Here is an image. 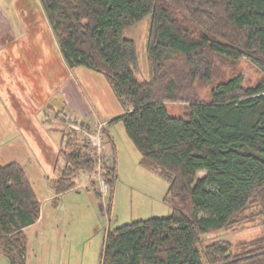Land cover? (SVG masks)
<instances>
[{
	"label": "trees",
	"instance_id": "16d2710c",
	"mask_svg": "<svg viewBox=\"0 0 264 264\" xmlns=\"http://www.w3.org/2000/svg\"><path fill=\"white\" fill-rule=\"evenodd\" d=\"M39 1L68 65L104 74L123 107L103 131L122 122L141 165L169 183L171 214L109 229L101 264H264V234L242 251L223 240L202 245L206 234L264 219V0ZM146 16L148 77L125 35ZM97 152L63 128L53 204L80 171L97 168ZM100 159L110 214L116 159ZM40 216L25 166L0 162V251L10 264L27 263L24 228Z\"/></svg>",
	"mask_w": 264,
	"mask_h": 264
},
{
	"label": "crops",
	"instance_id": "0c3cea01",
	"mask_svg": "<svg viewBox=\"0 0 264 264\" xmlns=\"http://www.w3.org/2000/svg\"><path fill=\"white\" fill-rule=\"evenodd\" d=\"M100 76L108 85H95ZM116 102L104 74L68 65L39 0H0V162L23 164L41 203L38 221L24 228L27 252L57 231L51 181L60 174L62 123L110 121L123 112Z\"/></svg>",
	"mask_w": 264,
	"mask_h": 264
},
{
	"label": "rangeland",
	"instance_id": "374dc122",
	"mask_svg": "<svg viewBox=\"0 0 264 264\" xmlns=\"http://www.w3.org/2000/svg\"><path fill=\"white\" fill-rule=\"evenodd\" d=\"M150 21L151 17L146 16L125 31V35L137 43L141 71L146 77L149 75L147 39ZM242 70L246 76H253L245 65H242ZM94 83L99 86L108 85L101 76L95 78ZM112 97L115 101V95ZM118 103L117 109H123L120 101ZM74 124L78 122L69 120L62 123L67 131L75 129ZM99 125L92 123L85 129L90 135L83 130H75L81 138L89 139L96 152L100 151L97 152L98 155L107 158L109 163L114 161L115 156L118 178L114 187L111 213L107 212L108 187L106 185V190L102 188L101 171H80L76 177L77 188L64 192L58 205L51 202L56 208L57 231L53 233L49 243L32 242L27 252V264H101L103 241L109 229L132 221L171 214L172 206L165 200L169 188L167 179L157 171L141 165V153L128 136L124 124L119 122L106 126L115 141L116 154L112 153L107 132ZM204 176L206 172L200 171L199 177ZM91 181L95 182L102 197L97 195ZM262 234L264 219L256 217L234 227L204 235L202 245L223 240L231 243L233 249L242 251L247 248L244 243ZM6 261L7 256L0 251V264H6Z\"/></svg>",
	"mask_w": 264,
	"mask_h": 264
},
{
	"label": "built area",
	"instance_id": "2783aa9c",
	"mask_svg": "<svg viewBox=\"0 0 264 264\" xmlns=\"http://www.w3.org/2000/svg\"><path fill=\"white\" fill-rule=\"evenodd\" d=\"M103 125H104V123H103V122H100V125H99V126H100L101 128L103 127ZM73 127H74L75 129H77V130H83V131H85V132L88 134V132H87L84 128H82L79 124H74ZM88 135H90V134H88ZM98 152H100V151L98 150ZM100 160H101V159H100ZM100 160H99V161H100ZM100 169H101V166H100V163H99V165L97 166L96 170L100 171ZM101 184H102V188H103V190H106V184L104 183V181H102Z\"/></svg>",
	"mask_w": 264,
	"mask_h": 264
}]
</instances>
